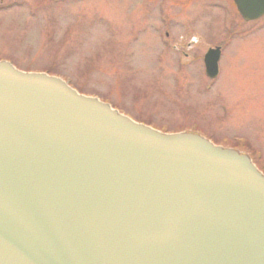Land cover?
Instances as JSON below:
<instances>
[{
	"label": "water",
	"instance_id": "water-1",
	"mask_svg": "<svg viewBox=\"0 0 264 264\" xmlns=\"http://www.w3.org/2000/svg\"><path fill=\"white\" fill-rule=\"evenodd\" d=\"M70 86L0 60V264H264V175L245 155Z\"/></svg>",
	"mask_w": 264,
	"mask_h": 264
},
{
	"label": "rangeland",
	"instance_id": "rangeland-1",
	"mask_svg": "<svg viewBox=\"0 0 264 264\" xmlns=\"http://www.w3.org/2000/svg\"><path fill=\"white\" fill-rule=\"evenodd\" d=\"M10 1L0 60L57 75L163 132L241 133L252 160L264 156V28L229 41L212 83L204 72V53L237 16L230 0Z\"/></svg>",
	"mask_w": 264,
	"mask_h": 264
},
{
	"label": "flooded vegetation",
	"instance_id": "flooded-vegetation-1",
	"mask_svg": "<svg viewBox=\"0 0 264 264\" xmlns=\"http://www.w3.org/2000/svg\"><path fill=\"white\" fill-rule=\"evenodd\" d=\"M232 5H234L233 0H230ZM15 1H8V0H0V11L1 10H5L7 8H9L11 5H15L13 4ZM233 8V6H232ZM235 9V10H234ZM233 13H235L237 16H232L233 20H232V26L229 27V29L226 31V35L223 38L222 44H223V48L222 51H220L219 53V60L217 62V76L213 79L216 80L219 77L220 74V65H219V61L220 58L222 56V53L224 52V49H226V47L229 44V41H231L233 38H239L240 39H244L246 38L248 35L253 34L255 32H257L258 30H261L262 28H264V13L261 14L260 16L256 17V18H252V19H244L240 13H238L236 6L234 5L233 8ZM231 16V15H228ZM163 24H167L164 23V21H161ZM191 32V31H190ZM168 34V32L166 33V35ZM184 55H186V53H184ZM7 60V59H6ZM9 60V59H8ZM241 134V133H240ZM226 135V136H222L221 140L218 139H209L212 143L216 144V145H220L226 148H230L232 150H235L236 152H238L239 154H243L245 155L253 164L254 166L262 173L264 174V156L262 155V151L260 149H257L254 157H255V161L252 160V155L254 154L253 152L255 151H247L245 142L246 139H248L245 135ZM252 154V155H251ZM259 165V166H258Z\"/></svg>",
	"mask_w": 264,
	"mask_h": 264
}]
</instances>
